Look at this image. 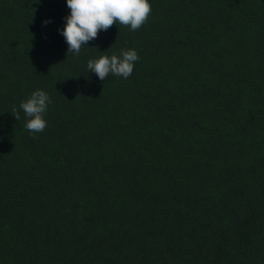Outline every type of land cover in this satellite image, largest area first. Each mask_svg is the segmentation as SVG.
I'll return each instance as SVG.
<instances>
[{"label":"trees","instance_id":"1","mask_svg":"<svg viewBox=\"0 0 264 264\" xmlns=\"http://www.w3.org/2000/svg\"><path fill=\"white\" fill-rule=\"evenodd\" d=\"M149 3L67 56L66 0H0V264H264V0Z\"/></svg>","mask_w":264,"mask_h":264},{"label":"clouds","instance_id":"2","mask_svg":"<svg viewBox=\"0 0 264 264\" xmlns=\"http://www.w3.org/2000/svg\"><path fill=\"white\" fill-rule=\"evenodd\" d=\"M70 15L61 32L69 53L79 55L81 49L90 41L98 38L101 31H108L114 24L128 27L130 31H138L148 22L152 5L149 0H66ZM49 21H45L47 24ZM140 59L135 49L121 50L120 55H102L87 61V70L96 74L101 80L110 75L129 78ZM52 99L44 90L33 91L29 98L22 101L19 108L28 118L24 124L30 133L43 132L47 127L44 119ZM11 114L17 121L20 113L15 106ZM35 139V135H33Z\"/></svg>","mask_w":264,"mask_h":264}]
</instances>
